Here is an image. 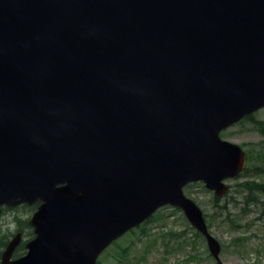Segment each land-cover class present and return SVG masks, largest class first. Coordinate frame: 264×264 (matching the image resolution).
<instances>
[{"label":"water","instance_id":"water-1","mask_svg":"<svg viewBox=\"0 0 264 264\" xmlns=\"http://www.w3.org/2000/svg\"><path fill=\"white\" fill-rule=\"evenodd\" d=\"M264 108V0H0V212L38 208L0 264H96L163 207L220 261L183 188L217 199Z\"/></svg>","mask_w":264,"mask_h":264},{"label":"rangeland","instance_id":"rangeland-1","mask_svg":"<svg viewBox=\"0 0 264 264\" xmlns=\"http://www.w3.org/2000/svg\"><path fill=\"white\" fill-rule=\"evenodd\" d=\"M251 118L221 134L222 140L240 146L247 155L245 174L226 182L227 194L214 203L213 193L201 183L183 188L184 195L204 214L209 233L220 243L222 264H264V198H260L262 204L246 205L238 187L244 181L264 185V136L256 128L257 123L264 125V108ZM34 211L33 206L22 205L5 208L0 213V241L4 242L0 257L17 233L21 234L19 245L24 244V250L18 254L26 253L25 245L34 238L28 226ZM97 264H216V261L209 254L204 238L182 212L164 207L150 221L110 245Z\"/></svg>","mask_w":264,"mask_h":264},{"label":"trees","instance_id":"trees-1","mask_svg":"<svg viewBox=\"0 0 264 264\" xmlns=\"http://www.w3.org/2000/svg\"><path fill=\"white\" fill-rule=\"evenodd\" d=\"M252 116H249L247 118H245L246 120H251ZM256 128L259 130V132L264 136V125H262L261 123H257L256 124ZM257 171V170H255ZM245 169L244 171L239 174V178L241 176H243V174H245ZM238 187L240 188V192L243 193V197H244V204L246 205H257V204H262L260 201V198H264V185H261L259 183H255L254 181H244L240 184H238ZM214 203L218 202V199L214 198ZM148 222V221H147ZM146 222V223H147ZM196 236H198L196 234ZM24 244H22L21 246L19 245V247L16 249L15 251V258H19L21 256V254H18L20 250H24L23 247ZM0 246H4V242L0 241Z\"/></svg>","mask_w":264,"mask_h":264},{"label":"flooded vegetation","instance_id":"flooded-vegetation-1","mask_svg":"<svg viewBox=\"0 0 264 264\" xmlns=\"http://www.w3.org/2000/svg\"><path fill=\"white\" fill-rule=\"evenodd\" d=\"M228 129H229V128H228ZM226 130H227V129H226ZM226 130H223V131L220 132V134H219V135H220V138H221V134H222L224 131H226ZM221 139H222V138H221ZM223 140H224V139H223ZM38 206H39V204H37V203L33 205L35 211H36V209L38 208ZM3 210H5V208H2V209H1V212H2ZM35 211H34V212H35ZM148 221H150V220H148ZM14 259H15V258H14Z\"/></svg>","mask_w":264,"mask_h":264}]
</instances>
